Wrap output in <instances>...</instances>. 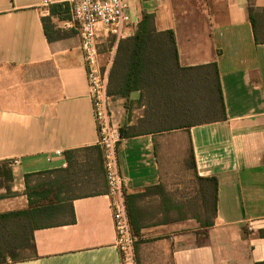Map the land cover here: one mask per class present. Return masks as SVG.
<instances>
[{
  "label": "crops",
  "instance_id": "0c3cea01",
  "mask_svg": "<svg viewBox=\"0 0 264 264\" xmlns=\"http://www.w3.org/2000/svg\"><path fill=\"white\" fill-rule=\"evenodd\" d=\"M128 2L132 35L150 15L154 32H174L180 67L161 77L180 90L173 107L160 81L111 96L138 264L264 263V0ZM50 3L72 15L70 0ZM49 15L43 0H0V162L15 177L0 212L28 213L0 221L1 242L22 244L8 264H123L79 30L52 17L64 35L49 41ZM173 108L200 117L168 124Z\"/></svg>",
  "mask_w": 264,
  "mask_h": 264
},
{
  "label": "built area",
  "instance_id": "2783aa9c",
  "mask_svg": "<svg viewBox=\"0 0 264 264\" xmlns=\"http://www.w3.org/2000/svg\"><path fill=\"white\" fill-rule=\"evenodd\" d=\"M44 6L51 5L43 0ZM73 22L78 27L82 50L86 59L90 95L98 125L99 142L102 150L110 208L116 230V246L123 264H138L136 241L128 214L125 194L126 180L122 174L119 148L123 140L120 126L113 120L108 94L109 75L100 64L99 43L102 38L112 37L118 43L132 35V23L128 0H70ZM63 152L58 150L57 156ZM51 161V158H48Z\"/></svg>",
  "mask_w": 264,
  "mask_h": 264
},
{
  "label": "trees",
  "instance_id": "16d2710c",
  "mask_svg": "<svg viewBox=\"0 0 264 264\" xmlns=\"http://www.w3.org/2000/svg\"><path fill=\"white\" fill-rule=\"evenodd\" d=\"M52 17H59L61 20L71 21L72 15L69 3L50 5V15L43 17L42 21L49 41L61 38L64 35L61 29L56 28L53 24ZM152 23V17L144 13L143 19L135 34L116 43L117 56L115 57L110 72V85L108 87V94L110 96L121 97L129 101L135 92L151 90L152 87L156 89L157 82L163 80L161 77L165 74H172L174 69L180 68L174 32L156 33L152 29ZM213 66L217 69V64ZM116 68H119V71L115 74ZM216 74L212 71V79L215 78L214 81L217 83L216 91L218 93V96L213 100L214 112L217 107V109L223 112L222 114H225L222 90ZM215 116L214 114L213 119L216 118ZM14 179L11 162H0V190L5 189L6 191V193L0 194V200L13 194L12 184ZM206 180L210 182V188L214 193L217 189L216 179L209 178ZM42 193L45 196L44 198L48 199L47 192L43 191ZM50 201L55 202V199H50ZM23 214L24 212L5 214L0 212V221H11L13 217H19ZM24 215H28V213L25 212ZM21 245L11 244L6 247L3 246L0 232V264H8L9 260H20L21 258H19L17 250L14 249Z\"/></svg>",
  "mask_w": 264,
  "mask_h": 264
},
{
  "label": "rangeland",
  "instance_id": "374dc122",
  "mask_svg": "<svg viewBox=\"0 0 264 264\" xmlns=\"http://www.w3.org/2000/svg\"><path fill=\"white\" fill-rule=\"evenodd\" d=\"M79 33V31H78ZM99 53H100V64H101V68H102V71L103 72H107L108 71V75H109V85H110V72H111V69H112V66H113V63H114V60H115V57L117 56V44H116V41L114 38L112 37H107V38H102L100 43H99ZM119 71V68H116V71H115V74ZM180 80V79H179ZM179 80L177 82H179ZM214 79H212V81L210 83H208V85L213 88V93H212V99L214 100L215 97L218 96V93H217V83L216 81H214ZM163 84H165L163 86V91L165 93V96L166 97H169V100L167 99V101H169V106L170 107H173V99L175 100V98L177 97V95L180 93V90H178L176 92V95H174V91L172 92L171 89H168L169 86L168 84L170 85H173V80L172 79H163L161 81ZM108 85V87H109ZM193 86H194V89H193V95L195 97L196 100H200L201 97L203 96L204 94V83H199V82H194L193 83ZM111 100H112V97H111ZM179 110H175L174 108L172 110H169L168 113L166 114L167 115V123L168 124H176V123H179V122H182L184 121L185 119H187L188 117L189 118H199L200 116L198 114H193V113H190V114H187V116L181 114L178 112ZM216 111H219V110H216ZM198 113V112H197ZM220 115L221 112H218ZM185 165V168L186 170H192L193 168V164H192V157H191V154L188 156V159H187V162L184 164ZM206 214L207 218H208V215L209 214H212V216H214V210H207V211H198V214Z\"/></svg>",
  "mask_w": 264,
  "mask_h": 264
}]
</instances>
